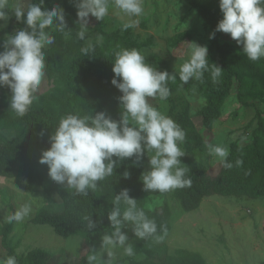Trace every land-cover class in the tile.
I'll use <instances>...</instances> for the list:
<instances>
[{
    "label": "trees",
    "instance_id": "1",
    "mask_svg": "<svg viewBox=\"0 0 264 264\" xmlns=\"http://www.w3.org/2000/svg\"><path fill=\"white\" fill-rule=\"evenodd\" d=\"M184 1L213 33L218 21L222 19L219 0H213L209 5L198 0ZM26 2L29 6L39 0ZM16 4L23 6V1L13 0L9 4L7 26L0 29V51H3L1 46L6 34L27 27L12 15L11 6ZM54 6L51 0H44L43 8ZM65 18L67 29H70H66L70 33L68 38L59 31L46 29L55 38L54 44L44 49L45 75L50 82L48 93L36 97L26 115L19 117L10 108V89L7 86L0 87V177L23 178L30 187L43 185L48 166L39 163V159L42 151L50 147L49 137L62 117L68 114L82 117L103 111L113 120L121 119L123 107L118 98L122 93L111 83L117 51L135 48L153 68L169 72L167 62L150 51L153 38L139 41L138 37L131 36L130 29H119L110 34L99 30L94 38L85 37V40H80L77 37L80 30L78 22L72 21L66 12ZM3 23L0 21V24ZM98 36L102 39L98 40ZM186 38V34L176 35L171 44L174 47ZM89 45L92 48L85 55L81 49ZM208 60L209 71L204 73L203 81L194 80L188 86L191 96L197 95L202 99V106L195 116L199 118L203 129L208 133L214 131L223 120L229 102L235 101L243 110L254 112L253 119L242 135V138H248L249 144L245 147L237 141L230 144L227 159L233 164L231 169L219 163L218 171H212L213 168L206 162V144L192 120L190 104L183 102L178 95L174 96L183 88L176 77L174 82H168L171 91L167 99L170 105L168 117L186 134L185 140L179 143L185 155L179 159L182 163L180 167L188 168L185 179H190L191 185L172 189L169 203L166 192L144 190L142 175L145 173L146 151L140 160L135 156L124 160L113 157L117 164L112 175L98 181L95 189H88L85 195L74 188L58 187L57 194L61 203L50 205L52 210L41 209L32 223L51 227L63 239L80 236L89 247H96L101 245L102 236L112 231L108 213L114 207L115 195L125 188L137 200V207L143 208L146 215L156 221L158 235H163L161 226H166L167 234L171 233L174 204L180 207L179 213L184 214L199 210L203 201L210 197L264 198V58L249 60L242 46L237 45L229 34L215 32V37L210 39ZM212 64L222 69L215 83L211 79ZM193 88L196 89L195 94ZM148 102L158 106L160 100L157 96L148 98ZM238 159L243 161L239 167L235 163ZM126 172L127 176L124 175ZM123 207L122 203V210ZM86 216L95 224L91 230L88 221L84 219ZM14 223L5 224L1 228L2 245L6 250L2 259L13 255L16 256L17 264H49L53 254L47 250L38 249L27 255H17L16 249L8 243ZM155 242L152 237L143 240L137 238L134 253L144 256V259L136 264H207L198 254L183 248H177L161 262H154ZM80 264L86 262L81 260Z\"/></svg>",
    "mask_w": 264,
    "mask_h": 264
},
{
    "label": "clouds",
    "instance_id": "2",
    "mask_svg": "<svg viewBox=\"0 0 264 264\" xmlns=\"http://www.w3.org/2000/svg\"><path fill=\"white\" fill-rule=\"evenodd\" d=\"M110 3L129 17H138L143 12L142 0H79L76 7L80 25L77 37L80 40H85L89 16L97 21L104 20ZM43 4L44 0H39L26 9L19 4L11 6L12 15L27 27L6 34L4 50L0 51V87L10 89V108L19 117L28 112L36 99L34 93L45 75L44 49L55 42L46 29L59 31L65 38L70 34L66 31L64 9L58 5L43 8ZM219 8L222 19L209 38H214L215 32L229 34L237 45L242 46L249 60L264 58V0H219ZM8 12L9 0H0V21H4L0 29L7 26ZM137 22L125 23L123 29L133 28ZM191 45L190 58L179 66V80L183 84L190 80L202 82L204 73L209 71L207 46ZM91 48L92 45H89L81 51L87 55ZM221 70L212 64L213 83L220 77ZM112 71L114 77L111 83L122 93L118 98L123 107L121 119L113 120L103 111L82 117L74 114L62 117L50 135V147L42 151L39 163L48 166V176L53 181L87 195L88 189H95L98 181L112 175L117 164L113 157L124 160L135 156L140 160L146 151L153 154L149 156L150 170L142 175L144 190L166 192L190 186L191 180L185 179L188 168L180 167L182 163L179 159L185 155L179 143L185 140L186 134L173 119L148 102V98L157 96L166 101L171 95L168 82H174L176 75L153 68L135 48L117 51ZM192 91L195 94L196 89ZM205 146L208 155L219 160L224 168L233 167L227 159V146L212 143ZM235 163L239 167L243 161L238 159ZM113 205L108 213L112 231L102 236L101 248L120 246L126 255H134V246L128 243L129 236L122 231L129 225L134 236L141 240L152 237L159 243L167 235L166 226H161L163 235L157 234L156 221L150 219L143 208L137 207V200L129 195L128 189H122L115 195ZM30 211V206L24 205L8 216V222L18 223ZM84 219L88 221L90 230L95 227L91 218L86 216ZM107 255L111 257L112 252L108 251ZM97 259L96 251L92 249L87 264H95ZM0 264H17L16 256L0 259Z\"/></svg>",
    "mask_w": 264,
    "mask_h": 264
},
{
    "label": "rangeland",
    "instance_id": "3",
    "mask_svg": "<svg viewBox=\"0 0 264 264\" xmlns=\"http://www.w3.org/2000/svg\"><path fill=\"white\" fill-rule=\"evenodd\" d=\"M25 9L28 0H22ZM205 5L213 0H198ZM13 0H9L11 4ZM79 0H51L55 6H60L69 15V18L78 22L77 3ZM25 4V6H24ZM143 12L138 17H129L109 4V13L104 20L97 21L89 16L88 29L85 37L94 38L98 31L110 34L132 20L138 21L136 26L129 28L132 37H138L139 41L147 37L153 38V46L150 51L156 53L157 58L167 62L169 73L179 78V66L190 58L192 43L209 48L210 30L204 26L198 14L184 0H142ZM48 30V29H47ZM50 31H53L50 29ZM186 34L187 38L173 47L171 41L176 35ZM6 39V38H5ZM3 48V46H1ZM50 46L45 49H49ZM4 50V49H3ZM46 67V66H45ZM45 71V70H44ZM189 83L183 84V88L175 95L183 102L190 104V115L196 124L197 131L202 135L205 144H219L227 146L239 142L245 147L249 144L247 137L242 138L247 125L254 117V112L243 110L235 101L229 102L223 120L216 125L212 133L203 129L199 118L195 116L202 106V99L197 95L191 96L188 92ZM50 82L44 75L41 85L34 93L35 97L48 93ZM191 97V99H189ZM160 100V99H159ZM156 107L161 113L168 116L169 103L160 100ZM237 113V116L234 114ZM145 157V172L150 170L149 156ZM206 162L218 171L219 160L207 155ZM58 187H68L66 184H58L53 181L48 172L42 186H29L26 179H3L0 177V259L6 255L2 245L1 228L8 224V216L14 214L19 208L28 205L30 213L20 222H15L13 231L8 236V243L16 249L17 255L23 256L42 249L53 254L49 264H80L95 249L97 261L95 264H136L144 259L134 253L128 256L124 248L103 249L101 245L89 247L84 238L80 236L63 239L55 234L49 226H39L32 223L36 214L41 209L52 210L53 203H61L57 194ZM167 199L171 203L172 189L166 191ZM174 216L172 219V231L164 236V239L153 245L154 262H161L166 256L172 255L177 248L190 249L193 253L202 257L207 264H262L264 262V198H226L210 197L203 201L199 210L191 213H179L180 207L174 204ZM129 236L128 243L134 248L137 238L132 232L131 225L122 229ZM112 256L108 257L107 252Z\"/></svg>",
    "mask_w": 264,
    "mask_h": 264
}]
</instances>
